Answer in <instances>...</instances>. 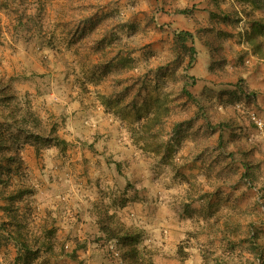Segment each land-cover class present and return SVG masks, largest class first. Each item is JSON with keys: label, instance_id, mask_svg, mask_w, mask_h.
Masks as SVG:
<instances>
[{"label": "rangeland", "instance_id": "obj_1", "mask_svg": "<svg viewBox=\"0 0 264 264\" xmlns=\"http://www.w3.org/2000/svg\"><path fill=\"white\" fill-rule=\"evenodd\" d=\"M40 11L47 14L43 28L31 23L26 31L29 18L39 21ZM246 11L264 20V8L250 0H0V74H49L53 95L36 100L55 114L58 136L67 141L60 159L55 148L40 157L30 145L23 149L29 168L24 182L32 191L30 246L38 247L31 239L43 232L35 233V227L51 214L47 229H54L63 242L66 238V250L71 251L77 239L86 245L77 253L87 264H121L115 243L100 248L93 242L97 228L88 214L94 202L109 204L116 194L128 202L137 200L121 214L142 231L146 257L154 253V259L162 257L167 264H184L176 259L180 246L188 254L185 264L259 263L249 247L254 241L264 247V190L250 185L242 173L244 150L251 141L259 145L255 160L264 157V58L249 42L257 23ZM178 31L192 37L179 41ZM213 37L222 41L217 47L208 44ZM259 37L264 46V34ZM57 48L66 52L65 59H74L70 69L54 54ZM75 79L86 83L90 100L100 107L90 113L103 124L91 126L95 130L88 133L77 122L86 112L74 101L78 88L70 84ZM240 79L261 95L241 98L236 88ZM204 88L215 94L208 95ZM134 101L159 104V111L167 114L165 130L182 131L183 144L171 167L150 142L130 133L139 126L128 111ZM210 101L217 107L212 109ZM224 116L237 123L235 133L242 142L232 140L229 129H218ZM69 117H77L70 121L74 124L68 123ZM252 119L261 120L259 132ZM102 135L110 138L103 142ZM119 140L132 146L136 160L124 150L116 151ZM100 169L111 180L113 194L94 189ZM123 171L130 177L134 172L135 180L120 176ZM139 181L143 188L138 193L134 188ZM6 202L0 198V222L7 217L2 206ZM17 210L22 214L25 207L21 204ZM62 210L73 217L68 219ZM17 255L11 239H3L0 264H15ZM41 255V264H75L59 243Z\"/></svg>", "mask_w": 264, "mask_h": 264}, {"label": "trees", "instance_id": "obj_2", "mask_svg": "<svg viewBox=\"0 0 264 264\" xmlns=\"http://www.w3.org/2000/svg\"><path fill=\"white\" fill-rule=\"evenodd\" d=\"M237 1L242 2L246 0ZM250 1L256 7L264 8V0ZM180 13L184 14L186 11L181 10ZM245 14L249 20L257 23L251 29L249 42L255 54H259L263 56L261 58H264V46L259 37L264 34V20L257 19L253 14H250V11H246ZM33 17L29 18L26 26L22 25L27 27L26 31L32 29L28 24L39 22V28L42 29L43 25L46 23L45 21H47V14H42V11L37 14L39 21L32 20ZM22 20L23 19L19 22H24ZM175 37L177 40L185 42L188 38H191L192 35L188 31H178L175 32ZM33 38L34 35L30 32L29 39L33 40ZM221 42L222 41L213 37L212 40L208 41V44L217 47ZM65 53L66 52H63L61 48H57L54 54H56V56L61 55L60 57L63 59L62 62L65 63V67L70 69L74 65V59L71 57L70 59H65ZM44 61L45 63H43L48 67V60L46 59ZM48 75L49 74H41L39 77H36L37 75L34 74H26L6 78L5 75L0 74V198H5L7 201L2 205L7 217L0 222V243L3 239L5 241L11 239L15 244L18 249V255L14 260L16 262L15 264H20V262L21 264H41L37 261L42 256L41 252L44 250L52 252L58 247V243L64 255L70 257L75 264H87L77 253L79 249L85 248V244L75 239V247L71 251H68L65 248L66 238L63 242L61 239H57L54 229L51 231L47 229L48 223L53 222L51 221V214L43 217L41 226L35 227V233H38L39 230L43 232L42 235L34 234L35 237L31 239V242L33 241V244H37L38 247H32L29 245L30 243H27V227L33 217V208L31 205L32 199L30 197L32 196V191L24 182V176L28 175L27 170L29 168L25 165V160L22 155L23 149H25L26 145H30L36 157H40L45 151L55 148L58 150L56 159L63 158V155L67 152V141L58 136L59 123L55 118V114L44 102L36 100L37 98L43 99L51 90ZM244 83L245 84L242 85L243 81L241 79L236 83L237 92L240 93L239 96L247 100L251 97H257L258 91L251 90L247 83ZM70 87L78 88L79 96L82 97V102H86L85 105H93L89 97L90 92L84 81L75 79V81L70 84ZM184 91L187 92L185 88L183 89V92ZM204 92L208 95L211 94V96L215 94V90H211L210 88H204ZM222 93L221 91L217 94L219 100L221 99ZM198 101H204V99L199 97ZM129 107L128 111L135 115V119L139 124L137 128L130 130V133L132 134V132H134V134H138L146 143L150 142L153 146L151 149L158 152L161 161H163L167 167L174 165L172 160L174 159L176 150L183 144L181 137L182 131L179 130L178 127L173 128L174 131L172 133L165 130L164 122L167 114H162L159 111V104L151 105L141 103L137 105V102L134 101L130 103ZM210 107L214 109L217 107L216 103L210 101ZM142 112L145 113L143 114ZM254 114L258 113L255 111ZM251 122L257 129V121L253 120ZM216 126L222 132L224 128L229 129L231 139L242 142L240 136L235 133L238 126L237 123L234 122V119L224 116L220 121L218 120ZM11 132H15V136L11 135L13 134ZM219 139L222 141V134H220ZM256 147L259 149L258 143L251 141L249 147L244 150L246 159L243 161L245 171L242 173V176L250 185L262 191L264 190V170L262 171L261 165L264 162V157L255 160L253 152ZM147 148L150 147L147 145ZM261 152L264 155L263 148ZM121 174L128 179L127 173L122 172ZM95 180V190L99 191L101 194L103 193L102 190L105 189L110 191L108 194L114 193L113 184L108 175H106L104 169H100L96 172ZM129 184L130 183L126 184L123 191L124 194L128 193ZM104 193L107 192L105 191ZM93 201H95V199H93ZM128 203V200L125 198L119 199V196L116 194L109 204L100 205L94 202V206L88 211L90 219L97 228L96 237L93 242H95V244L100 243V248H107L109 244L115 243L116 248L120 251L118 255L120 256L119 259L121 264H157L154 259V253H149L147 257L145 256V251L147 249L144 247L145 245L141 247L142 231L132 223L127 222L121 214L128 206ZM21 204L25 207V211L19 214L17 209ZM63 210L61 212H63ZM64 213L68 216V219L73 217L70 211L63 212L62 215ZM43 238L45 241L42 240ZM249 248L250 252L256 253L260 257L258 264H264V247L257 245L254 241ZM187 258L188 254L179 246L176 259L183 263Z\"/></svg>", "mask_w": 264, "mask_h": 264}, {"label": "crops", "instance_id": "obj_3", "mask_svg": "<svg viewBox=\"0 0 264 264\" xmlns=\"http://www.w3.org/2000/svg\"><path fill=\"white\" fill-rule=\"evenodd\" d=\"M48 95H53V92H52V90H50V92L48 93V94H46L45 96H44V98L45 97H47ZM259 96L261 95V94H258ZM258 96V97H259ZM43 98V99H44ZM82 97L81 96H79V91H77V95L75 96V98H74V101H76V103L78 104V105H80V107H81V112H86L84 115H82V116H80L79 117V119H81L80 121H77V122H79V125L80 126H83V131L85 132H91V130L93 131V130H95V128H91V126H93V127H96V128H98V126H100V125H102L103 124V122L102 121H100V120H102V118L101 117H94L93 118V120H92V116H91V111H94V110H96L97 108H100V107H96L94 104L93 105H85V101H83L82 102ZM260 102V101H259ZM96 108V109H95ZM94 109V110H93ZM71 116V115H70ZM69 119V121H68V123L69 124H74V123H72V122H70V121H73V120H75V119H77V117L76 118H73V117H69L68 118ZM109 119V118H108ZM104 121V120H103ZM109 121H111V119H109ZM90 127V128H89ZM111 128H113V125H111ZM80 132V131H79ZM105 132H107V131H105ZM106 134V133H105ZM108 137H109V135H102V139H101V141H103L104 142V140L105 139H107L108 140ZM110 138V137H109ZM106 141V140H105ZM119 144L117 145V147H118V150H116V151H120V150H124L126 153H127V156H128V154H130V159L133 161V159L134 160H136L135 158H133L134 156H136V153L134 152V150L132 149V146H130V145H128L127 143H126V141H121V140H119V142H118ZM126 155V154H125ZM123 173H125V171H123ZM128 174V173H127ZM131 174H132V176L133 177H130V176H128L127 178H128V180H135V177L134 176H136V174L133 172H131ZM120 176H122L123 177V175H120ZM135 186H138V187H135L134 189H135V192H138L139 193V191H136V190H138V188L140 187V188H143L142 186H143V182H141V181H139ZM135 202H129L130 203V206H129V204H128V206L124 209V210H130L131 208H132V206H134V205H136V201L137 200H134ZM157 256H159V254H156ZM157 258V257H156ZM188 260H185L183 263L185 264L186 262H187ZM155 262L157 263V264H167L166 263V261L162 258V257H159V258H157V259H155Z\"/></svg>", "mask_w": 264, "mask_h": 264}, {"label": "built area", "instance_id": "obj_4", "mask_svg": "<svg viewBox=\"0 0 264 264\" xmlns=\"http://www.w3.org/2000/svg\"><path fill=\"white\" fill-rule=\"evenodd\" d=\"M261 123H262V122H261V120H260V121H258V124H259V125H261Z\"/></svg>", "mask_w": 264, "mask_h": 264}]
</instances>
